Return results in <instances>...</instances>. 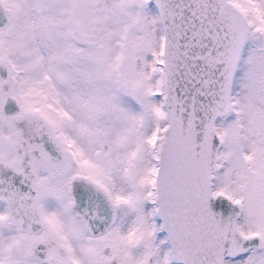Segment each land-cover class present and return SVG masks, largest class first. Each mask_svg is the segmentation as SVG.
<instances>
[{
    "label": "snow or ice",
    "instance_id": "snow-or-ice-1",
    "mask_svg": "<svg viewBox=\"0 0 264 264\" xmlns=\"http://www.w3.org/2000/svg\"><path fill=\"white\" fill-rule=\"evenodd\" d=\"M0 264H264V0H0Z\"/></svg>",
    "mask_w": 264,
    "mask_h": 264
}]
</instances>
